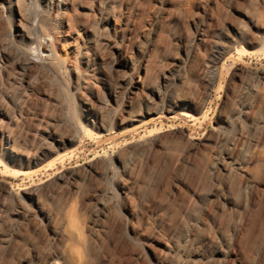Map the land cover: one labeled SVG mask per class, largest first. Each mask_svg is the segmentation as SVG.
I'll use <instances>...</instances> for the list:
<instances>
[{
	"label": "rangeland",
	"instance_id": "374dc122",
	"mask_svg": "<svg viewBox=\"0 0 264 264\" xmlns=\"http://www.w3.org/2000/svg\"><path fill=\"white\" fill-rule=\"evenodd\" d=\"M0 122V264H264V0H0Z\"/></svg>",
	"mask_w": 264,
	"mask_h": 264
},
{
	"label": "bare ground",
	"instance_id": "6f19581e",
	"mask_svg": "<svg viewBox=\"0 0 264 264\" xmlns=\"http://www.w3.org/2000/svg\"><path fill=\"white\" fill-rule=\"evenodd\" d=\"M44 2L51 9L54 8V7L56 9H58L61 6V0H44ZM23 37L27 38V39H30V33L23 34ZM42 42L43 41H41V43ZM41 43H40V53H39V55H37L38 57H36V55H35L36 58L32 57L33 54L31 52H30L29 55L26 54L28 56L25 55V57H23V60H22V66H23L22 67V72H23L22 75L23 76H26L28 74L29 70L32 68V66L35 63H38V62L42 63L44 61V60L42 61L43 54L47 53L49 51L48 50L49 48L47 49V46L45 45L46 44L45 42H43L42 45H41ZM31 51H35V50H31ZM22 55L23 54H21V56ZM30 55H32V56H30ZM44 57H48V56H44ZM3 125L4 124L2 122H0V134L2 136L4 135V133H3ZM64 228L65 229H64V232H63V238L65 239V244H64L61 256H62V259L64 261V264H75L77 262V260L80 259L79 258L80 257L79 245H80V241L81 240L77 237L76 224H75V222L72 219H70V221L67 224H65Z\"/></svg>",
	"mask_w": 264,
	"mask_h": 264
}]
</instances>
